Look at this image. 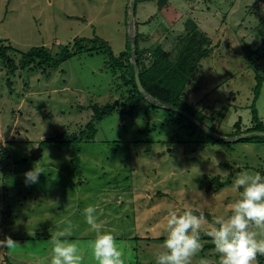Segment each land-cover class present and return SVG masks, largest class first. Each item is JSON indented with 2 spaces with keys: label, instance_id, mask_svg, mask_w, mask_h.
I'll list each match as a JSON object with an SVG mask.
<instances>
[{
  "label": "rangeland",
  "instance_id": "rangeland-1",
  "mask_svg": "<svg viewBox=\"0 0 264 264\" xmlns=\"http://www.w3.org/2000/svg\"><path fill=\"white\" fill-rule=\"evenodd\" d=\"M130 4L0 0V40L22 53L46 47L55 56L64 46L75 51L77 40L99 37L119 56L127 49ZM263 18L259 0H141L134 34L148 68L157 62L155 49L167 52L171 63L187 48L202 50L181 100L206 116L214 134L228 137L238 123L241 132L253 127L254 89L264 76ZM107 62L102 54H83L58 69L10 73L0 61V240L11 237L18 244L0 249V264H50L49 239L59 230L72 232L68 239L79 243L83 264H96L89 246L95 232L83 215L88 205L97 206L103 230L120 242L125 264H155L169 211L191 206L212 219L226 217L227 205L238 198L231 190L235 176L264 173V142L204 144V135L182 132L173 113L163 106L150 109V101L139 104L132 119L119 110L105 118L96 140L81 145L78 169L72 149L59 145H48L31 160L47 139L85 130L94 106L130 97L132 87L123 78H130V70H114ZM256 106L264 124V85ZM34 166L44 174L26 183L24 174ZM217 182L225 186L218 190ZM207 230L203 226L204 245L193 264L201 258L218 264Z\"/></svg>",
  "mask_w": 264,
  "mask_h": 264
},
{
  "label": "clouds",
  "instance_id": "clouds-1",
  "mask_svg": "<svg viewBox=\"0 0 264 264\" xmlns=\"http://www.w3.org/2000/svg\"><path fill=\"white\" fill-rule=\"evenodd\" d=\"M41 174L44 169L34 166L24 174L25 182L37 183ZM231 190L238 198L227 205L231 213L226 217L217 215L209 221L204 212L197 209L199 214H195L191 206L182 213L169 211L166 238L160 246L163 251L155 254V264H193L204 245L201 237L205 225L208 230L203 234L214 244L218 264H258L257 257L264 255V175L241 171L233 179ZM83 215L89 230L95 232L89 246L96 264H125L120 242L112 231L103 230L97 206L88 205ZM71 235L69 230H59L50 236V264H83L79 243L68 239ZM17 246L11 237L0 240V249ZM199 264L209 261L201 258Z\"/></svg>",
  "mask_w": 264,
  "mask_h": 264
},
{
  "label": "trees",
  "instance_id": "trees-1",
  "mask_svg": "<svg viewBox=\"0 0 264 264\" xmlns=\"http://www.w3.org/2000/svg\"><path fill=\"white\" fill-rule=\"evenodd\" d=\"M260 4L264 8V0H259ZM141 0H136V14L137 7ZM260 25L264 28V18L260 21ZM194 36V35H193ZM195 38V37H194ZM194 39H192V42ZM205 41V39L203 40ZM91 44L93 47L87 48L84 44ZM136 48H137V67L139 70L140 80L142 82L143 88L146 92L151 95L159 106L149 103L150 109H156L162 105L165 109L176 116L175 123L182 132H190L191 135H204V144L215 145V144H226L231 145V142H225L217 139L212 134L203 130L199 125H204L212 133H217L215 127H207L205 124V115L199 111L196 107L189 105L187 102L181 100V92L184 88L185 79L193 71L196 60L198 57L196 55L201 49L196 48L194 50L192 47L187 48L181 52L180 58L175 62L171 63L169 60V54L165 52L162 48L153 50L157 62L153 64L150 68L146 67L143 60V54L140 49L139 38L136 36ZM75 51H72L69 46L62 47V51L58 55H53L52 52L46 47H36L31 49L28 53H22L14 49L11 45H6L4 41L0 40V61H2L10 73H15L18 68L23 70L38 71L47 69H58L62 64L72 60L78 55L83 54H102L108 58L107 64L111 66L114 70H130V78L126 79V85L132 87V94L123 103L108 104L104 107L94 106L93 117L91 121L86 125L85 130H82L79 134L69 135L67 133L59 134L54 138H49L41 144V148L45 149L48 145H59L61 147H69L72 149V162L76 165V169L79 168L80 164V153L81 145L83 143H90L96 140L98 135L99 124L107 117L112 116L115 112H118L123 118H134L136 111L138 110V105L148 100L140 93L136 79H135V69L132 62V48L130 37L127 39V49L126 51L120 53L119 56L115 55L110 44L96 37L94 39H80L77 40L74 46ZM207 53L204 51L203 56ZM21 55V56H20ZM20 56V62L17 61L16 57ZM129 62V63H128ZM264 85V76L257 77V85L254 89V101L252 103V123L253 127L247 129L245 132H241L240 124H236V132L228 135L229 138L237 137L245 133L252 132H264V124L260 119L259 111L257 109L256 103L260 98L262 89ZM147 109V114H149L150 109ZM199 124V125H198ZM238 142H250V143H263L264 138L250 136L248 138L239 140ZM26 161V160H24ZM27 161L29 159L27 158ZM264 175V173L262 174ZM215 181H211V184ZM218 183V190L222 189L225 185L224 183ZM195 214H199L193 211ZM206 218L212 221L210 215L205 214ZM213 246V245H212ZM210 246V247H212ZM264 264V261L262 263Z\"/></svg>",
  "mask_w": 264,
  "mask_h": 264
},
{
  "label": "water",
  "instance_id": "water-1",
  "mask_svg": "<svg viewBox=\"0 0 264 264\" xmlns=\"http://www.w3.org/2000/svg\"><path fill=\"white\" fill-rule=\"evenodd\" d=\"M135 19H136V0H131V4H130V41H131V48H132V62L134 65V69H135V79H136V83L138 86V89L140 91V93H142L144 95V97L150 101L153 105L159 106L156 103V100L149 95L146 90L143 88L142 82L140 80V76H139V70L137 67V48H136V36L134 34L135 31ZM163 106V105H162ZM164 107V106H163ZM199 125V124H198ZM203 130H205L206 132L212 134L213 136H215L217 139L225 141V142H234V141H239L245 138H248L250 136H257V137H264V132H252V133H245L239 137H233V138H229V137H221L218 136L214 133H211V131H209L204 125H199ZM43 154V149L40 147L38 149H36V151L34 152V154L31 156V160H38Z\"/></svg>",
  "mask_w": 264,
  "mask_h": 264
}]
</instances>
